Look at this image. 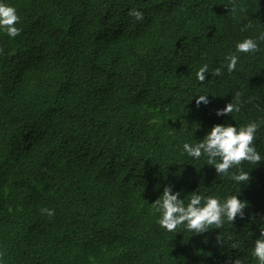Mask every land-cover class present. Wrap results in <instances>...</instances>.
I'll use <instances>...</instances> for the list:
<instances>
[{
	"label": "trees",
	"instance_id": "trees-1",
	"mask_svg": "<svg viewBox=\"0 0 264 264\" xmlns=\"http://www.w3.org/2000/svg\"><path fill=\"white\" fill-rule=\"evenodd\" d=\"M4 2L20 32H0V264H257L264 161H242L249 180L236 184L182 145L264 120V40L224 67L264 34V0ZM237 91L240 111L217 116ZM253 143L264 156V124ZM166 186L185 204L237 195L243 216L168 232L152 209Z\"/></svg>",
	"mask_w": 264,
	"mask_h": 264
},
{
	"label": "clouds",
	"instance_id": "clouds-1",
	"mask_svg": "<svg viewBox=\"0 0 264 264\" xmlns=\"http://www.w3.org/2000/svg\"><path fill=\"white\" fill-rule=\"evenodd\" d=\"M131 16L137 20L143 18V13L138 10H130ZM19 17L16 9L0 0V32L9 37L19 35L20 29L16 26ZM258 40H264V34L256 39L246 37L235 44V50L225 59L224 67L228 72L236 70L239 60L238 53L252 54L258 50ZM209 71L208 65L204 64L196 72V79L205 81V74ZM221 68L212 70V75H221ZM195 96V103L207 105L209 103L207 94ZM241 93H235V102H230L223 109H218L216 115H225L240 111ZM264 120L259 123L255 120L245 123L239 127L232 124H215L207 131L203 139L195 144L183 143L182 150L193 160H199L202 155L206 157V164L214 167L215 171L222 176H228L233 182H247L248 172L243 168H236L242 161L255 165L264 161V156L257 151L253 141L257 129ZM236 168L235 172L230 169ZM180 193L173 191L170 187L163 188L162 194L152 203L154 213L159 214L158 224L168 232H176L178 227L183 226L191 233H203L215 227L221 228L225 221L232 222L237 216H243L245 203L237 198V195H227L223 199L215 196H202L199 191L192 192L188 196L187 203L178 198ZM51 215V212H49ZM239 242H233L231 248H238ZM250 255L257 264H264V227L260 228V235L253 240ZM231 264H244L240 258L231 261Z\"/></svg>",
	"mask_w": 264,
	"mask_h": 264
}]
</instances>
